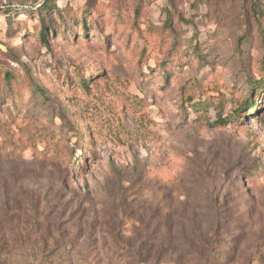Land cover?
<instances>
[{
	"label": "rangeland",
	"instance_id": "374dc122",
	"mask_svg": "<svg viewBox=\"0 0 264 264\" xmlns=\"http://www.w3.org/2000/svg\"><path fill=\"white\" fill-rule=\"evenodd\" d=\"M1 5L26 9L0 15V223L59 198L1 223L0 264H201L214 212L221 264H264V0Z\"/></svg>",
	"mask_w": 264,
	"mask_h": 264
},
{
	"label": "trees",
	"instance_id": "16d2710c",
	"mask_svg": "<svg viewBox=\"0 0 264 264\" xmlns=\"http://www.w3.org/2000/svg\"><path fill=\"white\" fill-rule=\"evenodd\" d=\"M20 8H22L23 10L26 9L23 6H6V5H1L0 6V15L3 16V18H7L9 16H11L14 12H16L17 10H19ZM41 10L45 11L47 9V5H43L41 8ZM3 12V13H2ZM43 23V21H41ZM86 20L84 18L81 19V32L82 33H87V25H86ZM50 27L45 26L44 24L41 25L40 27V37L41 40L43 42V44H46V37L49 34V30ZM51 32L54 31V28H51L50 30ZM85 79L88 78H82L81 79V84L84 87H87V83L85 82ZM249 90H250V95L253 93V90H255V96L253 99L251 100H247L248 102V106L249 108H251L254 105H257L256 103V98H257V90L260 89L262 86L261 82H249L247 83ZM264 87V86H263ZM40 95L44 96V93H40ZM221 119V118H220ZM227 122L226 120H221V126L226 125ZM83 129L87 128L85 126H82ZM82 127L77 126V130H76V135L78 137L79 140H81L83 138V136H88V140L93 141V136L90 132V130H86V132H82ZM80 154L78 156L75 155V150L71 151V154L69 155L70 158L68 159V163L66 164V168H67V172L69 174L72 173V170L77 168V161L78 164H80V166L83 164L84 159H86V152L84 151L83 148H81L80 150ZM9 154H6V157ZM16 157V156H15ZM20 157H17L16 159H19ZM73 158L74 162L71 163L70 159ZM71 163V164H70ZM79 168V167H78ZM259 168H255V170H251V172H254L256 170H258ZM79 170H81V167L79 168ZM59 197H57L55 194L51 193V196L45 200V203L43 204V206H39L37 203H33V202H29L28 206H22V200L18 199V200H14L11 201L7 204H5L6 206V210L4 212V219L2 218L1 223H7V225L10 228H17L19 227L18 225H20L22 223L21 220H23V211L25 208V212H27V214L25 215V217H28V219L30 220L27 224H24V228H41L42 224L45 223V221L40 220L39 217L40 216H44V217H49L52 215V208L54 207V205L56 204V201ZM28 207V208H27ZM1 223H0V227H1ZM232 223H234L233 220H228V218L221 217L217 212H214V214L211 216V218L209 219V221L207 222H199L197 223L196 221H194V228H208L207 230V240L204 241V243L206 244V248H208L207 246V242L210 243V245L213 244L212 248L210 249H206V250H202V254H201V264H221V261H229V258H225V256H222L221 254H217V249L218 247H220L225 241H221L223 238V236L228 235L229 233H231L230 229L232 228H226V225H231ZM5 225V224H4ZM238 239V238H237ZM236 239V240H237ZM211 247V246H210ZM263 251H264V247H263ZM4 258V256L2 257ZM222 258L224 260H222Z\"/></svg>",
	"mask_w": 264,
	"mask_h": 264
}]
</instances>
